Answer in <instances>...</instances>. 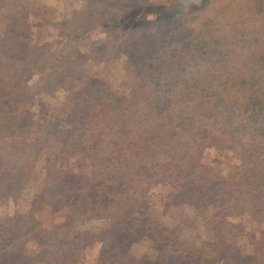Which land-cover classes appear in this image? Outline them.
<instances>
[{
    "label": "rangeland",
    "instance_id": "obj_1",
    "mask_svg": "<svg viewBox=\"0 0 264 264\" xmlns=\"http://www.w3.org/2000/svg\"><path fill=\"white\" fill-rule=\"evenodd\" d=\"M157 1L0 0V53L8 50L5 34L8 22L14 19L15 86L27 89L22 103L15 99V108L29 111L30 119L40 123L39 130L50 134L52 147L44 142L38 153L23 152L24 156L18 145L8 154L0 144V264H131L127 256L136 259V264H224L215 238L219 221L221 225L229 223L224 226L222 239L234 243L239 254L235 264H251L253 257L258 258L256 264L263 260L264 212L254 207L257 201L253 198L242 212L227 214L213 202H201L203 196L199 194L198 198L197 186L189 182L125 184L123 189L137 195L141 227L114 233L120 226L110 220L82 217L80 209L75 211L74 207L85 202L54 181L65 172L66 181L79 179L78 185L87 191L104 190L94 179L101 177L100 172L112 173L107 160L96 158L92 163L86 158L85 154L91 152L87 143L84 149L70 146L66 152L54 151L56 143L63 141L65 129L57 125L48 132L51 117L66 120L72 99L83 87L88 95L96 87L107 98L133 97V89L125 80L127 73H141L143 77L155 67L157 59L150 56L130 63L127 50L135 39L130 40L128 34L139 25L143 35L150 29L172 31L186 20L198 24L212 9L206 5L198 13L185 6L175 19L151 24L148 22L156 15L155 21L162 17L161 8L148 6ZM228 1L217 0V6ZM197 13L201 16H195ZM113 25L116 35H112ZM28 42L25 48L23 44ZM90 80L95 84L89 86ZM106 128L111 131L108 125ZM22 135L30 146L39 133ZM22 135L15 132V143ZM108 135L97 137L101 150L109 142L127 146ZM110 145L109 154V149L113 151ZM118 154L108 157L112 162L109 168L115 167L113 159ZM34 155L36 164H27ZM200 165V179L220 178L222 182L242 168L232 149L212 144L204 149ZM95 168L98 174L94 178ZM122 185H118L121 191ZM116 244L119 248L115 252Z\"/></svg>",
    "mask_w": 264,
    "mask_h": 264
},
{
    "label": "trees",
    "instance_id": "obj_2",
    "mask_svg": "<svg viewBox=\"0 0 264 264\" xmlns=\"http://www.w3.org/2000/svg\"><path fill=\"white\" fill-rule=\"evenodd\" d=\"M219 3L217 6V0H159L148 5L161 8L162 17L155 21L156 15L148 22L151 24L175 19L185 6L198 13L206 5L212 9L198 24L186 20L172 31L150 29L143 35L139 25L128 34L130 40L135 39L127 50L130 63L150 56L157 59L155 67L143 77L141 73H127L125 80L133 89V97L107 98L96 87L88 95L83 87L72 99L66 120L51 117L48 132L57 125L65 129L64 139L56 143L54 151L66 152L70 146L84 149L87 143L91 152L85 154L86 158L92 163L96 158L107 160L108 171L112 173L109 176L100 172L101 177L96 179L95 168L94 180L105 189L91 191L78 185L79 179L66 181L65 172L55 177V183L63 191L76 193L80 202H85L74 207L75 211L80 209L82 217L110 220L120 226L121 231L114 233L141 227L137 195L123 187L155 181L195 184L197 197L203 196L201 202H213L227 214L242 212L252 198L257 201L254 207L264 212V0ZM198 13L195 16H201ZM14 28L15 21L11 19L4 40L8 50L0 53V144L8 154L17 150L18 145L19 153L25 156L23 152L38 153L44 142L50 146V134L39 130L40 123L30 119L29 111L15 108V99L22 103L27 89L15 86ZM111 30L112 35L117 34L115 25ZM29 45L23 44L25 48ZM93 84L90 80L88 85ZM146 126L143 132L137 131ZM15 132L18 136L39 135L27 146L24 135L15 143ZM106 133L109 139L120 140L127 146L109 142L101 150L97 137ZM73 137L76 141H71ZM211 144L232 149L241 160L240 173L235 171L236 175L223 182L220 178L200 179V160ZM109 145L113 149H109L110 154ZM117 152L120 156L113 159L115 167L109 168L112 162L108 157ZM35 155L31 161L26 160L27 164H36ZM119 183L123 184L122 191ZM227 223L221 225L219 221L216 244L224 264H235L239 254L234 243L227 244L222 239ZM118 248L116 244L114 251ZM252 259L251 264H256L258 258ZM127 261L136 264V259L128 256ZM257 264H264V257Z\"/></svg>",
    "mask_w": 264,
    "mask_h": 264
}]
</instances>
